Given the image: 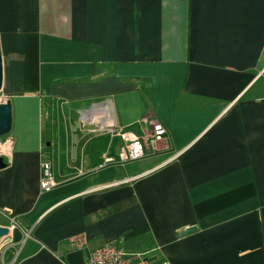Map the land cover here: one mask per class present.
Instances as JSON below:
<instances>
[{
  "label": "crops",
  "instance_id": "crops-1",
  "mask_svg": "<svg viewBox=\"0 0 264 264\" xmlns=\"http://www.w3.org/2000/svg\"><path fill=\"white\" fill-rule=\"evenodd\" d=\"M0 44L9 263L81 264L110 242L151 262L264 264V0H0ZM144 118L167 128L160 149L103 164L110 131L146 134Z\"/></svg>",
  "mask_w": 264,
  "mask_h": 264
},
{
  "label": "built area",
  "instance_id": "built-area-1",
  "mask_svg": "<svg viewBox=\"0 0 264 264\" xmlns=\"http://www.w3.org/2000/svg\"><path fill=\"white\" fill-rule=\"evenodd\" d=\"M8 100L0 93V103ZM144 125L150 127L148 133L140 135L132 129H112L110 131V140L106 146L105 154L103 155V164L108 163H125L131 160L144 158L148 155L155 154L159 149V145L166 140L168 131L167 128L159 121L142 120ZM118 138L119 143L116 146L114 153L113 139ZM13 140L11 138H0V155L10 157ZM115 154V155H114ZM102 164V165H103ZM51 162L45 161L42 163V172L40 186L42 190L48 191L52 189L56 182L52 175ZM13 221V220H12ZM14 223V222H13ZM13 224L10 229H14ZM12 231V230H11ZM74 247H85L86 237L83 234H78L70 239ZM81 264H173L169 259H162L156 262H151L145 254L128 253L120 248L115 243H104L98 248L90 251L86 260Z\"/></svg>",
  "mask_w": 264,
  "mask_h": 264
},
{
  "label": "water",
  "instance_id": "water-1",
  "mask_svg": "<svg viewBox=\"0 0 264 264\" xmlns=\"http://www.w3.org/2000/svg\"><path fill=\"white\" fill-rule=\"evenodd\" d=\"M3 86V57L0 44V93ZM12 129V104L10 100L0 103V137H3L10 133ZM7 166V162L4 157L0 155V169ZM196 226H190L184 230V234L190 233L196 230ZM11 233L10 227L0 225V236L7 237Z\"/></svg>",
  "mask_w": 264,
  "mask_h": 264
},
{
  "label": "rangeland",
  "instance_id": "rangeland-1",
  "mask_svg": "<svg viewBox=\"0 0 264 264\" xmlns=\"http://www.w3.org/2000/svg\"><path fill=\"white\" fill-rule=\"evenodd\" d=\"M56 136H57L56 139H59V137L60 138L62 137V135L60 136L59 134H57ZM55 149H56V152H58V151L63 152L65 150V147L60 145V142L58 141L56 143ZM9 223H10V221L7 220V224H9ZM6 238H8V237H3V236L1 237L0 236V259L2 260V264H14L15 259L11 263H9V262L11 261V259L14 256H18L16 254L19 252V250H18L19 247H17L18 245H16L15 246L16 248H14V245H13V248L11 250L5 251L6 246H8V244H6V242H5Z\"/></svg>",
  "mask_w": 264,
  "mask_h": 264
},
{
  "label": "trees",
  "instance_id": "trees-1",
  "mask_svg": "<svg viewBox=\"0 0 264 264\" xmlns=\"http://www.w3.org/2000/svg\"><path fill=\"white\" fill-rule=\"evenodd\" d=\"M0 138H5V136H3V137H0ZM108 137L106 138V141H105V145L107 146V144H108ZM118 143H119V139L118 138H114L113 139V145H112V148H113V150H114V148L118 145Z\"/></svg>",
  "mask_w": 264,
  "mask_h": 264
}]
</instances>
